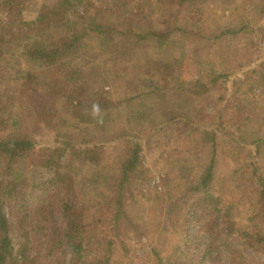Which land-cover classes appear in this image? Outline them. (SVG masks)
<instances>
[{
	"label": "trees",
	"instance_id": "trees-1",
	"mask_svg": "<svg viewBox=\"0 0 264 264\" xmlns=\"http://www.w3.org/2000/svg\"><path fill=\"white\" fill-rule=\"evenodd\" d=\"M191 1L150 0L149 12L133 0H0V264H145L144 239L150 264H248L239 241L264 256V62L235 79L212 67L210 87L192 81V103L157 67L139 65L131 87L121 70L131 54L123 35L136 44L175 38L190 28L176 11L190 12ZM248 2L252 13L228 32L264 15V0ZM169 4L166 25L160 12ZM92 6L104 16H91ZM173 125L212 128L211 147L192 173L167 172L159 191L143 153ZM226 143L246 159L219 175L223 145L239 162ZM38 148L64 154L30 169L16 164Z\"/></svg>",
	"mask_w": 264,
	"mask_h": 264
},
{
	"label": "rangeland",
	"instance_id": "rangeland-1",
	"mask_svg": "<svg viewBox=\"0 0 264 264\" xmlns=\"http://www.w3.org/2000/svg\"><path fill=\"white\" fill-rule=\"evenodd\" d=\"M133 1H136V4L139 5L145 4V9L149 11L150 0ZM167 1L169 2L171 0ZM234 1L232 3L230 0H198L196 2L197 5L191 1L188 3L189 9L192 8L190 12L188 10L184 13L176 11L180 15L178 21L185 19L191 20L188 31L181 32L177 37L164 40L162 43L157 44L155 42L154 44L151 40H148L136 44L129 39V34L123 35L118 42L121 43L123 50L127 54L131 52L125 58L121 54L126 60L121 62L122 67L128 64L125 69L121 68V70H126L128 73L125 79L128 87H131L132 79L140 78L137 70H139L141 64H147L149 68H158L159 75L165 83L175 85L174 88L178 87L177 91L180 101L192 103L191 91L194 86L192 85L194 80L197 79V76H201L204 83L210 87V78L208 75L211 73L212 67L218 66V68H226V70L233 74L232 78L235 79L238 78L239 72L242 70H249L253 66L263 63L264 29L260 28V25L264 24V15L262 17L260 16V19L257 17V24L253 22L255 24L254 27L251 26L246 31L236 29L235 31L233 30L234 32H228V29L233 26L236 20L244 18V14H250L249 11L252 13L253 8L248 0ZM172 9V5L169 4L161 12L159 11L162 17L163 14L166 17V22L164 23L166 25L173 22H170ZM237 10L238 12L235 13ZM91 16L103 17L104 14L92 6ZM119 17L123 18L124 15H119ZM162 17H159L157 21L161 22ZM223 32H226V34L219 36ZM261 41L262 43H260ZM152 45L155 47L154 49H152ZM157 47L161 50L158 51V55H153L152 51L156 50ZM111 50L115 51L114 48ZM80 51L83 57L91 60L94 59L92 47H84ZM189 59L194 60L192 62L190 61L192 63L191 66L188 64ZM9 88L13 90L17 89L12 84L9 85ZM112 88L111 86L106 87L108 95L112 93ZM206 102L207 100L201 102L204 104L201 108L206 106ZM217 102L220 101L218 100ZM214 107L211 105L208 110L214 112ZM216 108L220 107L216 106ZM97 128L101 129V124ZM212 136V128L202 129L199 126L187 128V126L180 127L173 125L166 126L162 132V136H155V139L153 137L151 142L148 141L143 157L152 171L151 187L162 191L164 189L163 178L167 175V172H171L176 176L192 173V166L202 161L197 157L202 156L201 154H204L203 157L206 156V153L210 150L212 141L210 139H212ZM226 145H228L226 150L229 149L230 152H234L233 155L238 158L239 162L230 160V157L223 150L225 148L223 145L224 147L222 146L218 149L219 161L217 169L219 175L234 174L235 170L243 168V162L246 159L243 161L240 160L242 156L247 154L246 150L236 149L234 144L226 143ZM63 154L64 152L62 150H56L55 154L54 150L38 148L32 158L17 160L16 164L25 169H30L34 164H38L51 157L54 159L57 155L62 157ZM261 154H264L262 150ZM188 156L190 157L188 158ZM83 177L82 175L79 181ZM153 204L155 205V203ZM145 209H148V207H145ZM168 210L169 205H167V210L165 211L168 212ZM157 213L163 215L164 212L156 208ZM153 219L155 220V218ZM197 228L198 226L196 224L190 226V229L193 231H196ZM143 242L145 245L143 244V247L137 251V257L145 262V264H150V246L145 239ZM236 247L239 251L243 252L248 264H261L263 262L264 256L261 254L258 255L254 250L246 247L241 241L236 244Z\"/></svg>",
	"mask_w": 264,
	"mask_h": 264
}]
</instances>
